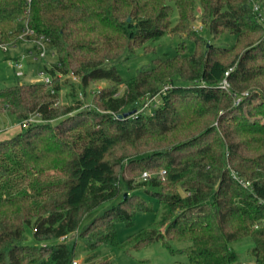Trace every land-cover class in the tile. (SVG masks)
I'll list each match as a JSON object with an SVG mask.
<instances>
[{
  "label": "trees",
  "instance_id": "1",
  "mask_svg": "<svg viewBox=\"0 0 264 264\" xmlns=\"http://www.w3.org/2000/svg\"><path fill=\"white\" fill-rule=\"evenodd\" d=\"M253 2L264 9V0H0V42L41 35L57 58L44 65L49 83L0 88V112L19 122L30 113L40 118L0 140V264H72L76 252L66 237L74 231L84 251L184 241L185 264H235L234 246L249 241L250 264H264V19ZM196 4L210 35L231 34L232 45L192 33ZM24 24L34 35L22 36ZM164 34L186 35L192 52L184 53L182 41L172 57L154 58L151 67L122 79L117 64ZM69 72L80 75L82 89L106 80L125 90L103 87L93 108H82L79 99L58 105L57 74ZM153 95L158 104L148 111L134 105ZM147 139L160 148L130 163L153 174L147 179L160 188L155 197L163 210L153 227L119 241L115 223L129 226L136 211L149 209L126 205L110 152L117 144L146 146ZM112 199L118 202L80 227L87 213ZM25 226L35 243H26Z\"/></svg>",
  "mask_w": 264,
  "mask_h": 264
},
{
  "label": "rangeland",
  "instance_id": "2",
  "mask_svg": "<svg viewBox=\"0 0 264 264\" xmlns=\"http://www.w3.org/2000/svg\"><path fill=\"white\" fill-rule=\"evenodd\" d=\"M200 7L196 4L195 7V20L191 21L190 29L192 33L198 37H204L208 43L217 42L218 44L224 46H230L234 42V36L228 33L221 35L218 39H214L207 28L202 24L200 20ZM262 20L264 19V9L261 10ZM171 21L172 24L175 23L177 12L173 7L171 12ZM19 25H22V22H18ZM186 44L187 50L184 52L186 55L192 52L193 42L191 39H188L186 35L181 34L179 36H171L164 34L160 37L147 40L143 47H139L135 50L134 56L127 61H122V63L117 64V70L121 75L122 79H128L135 75L136 70L139 68H149L153 65L154 58L165 59L167 57H172L175 53V47L181 42ZM17 49L16 52L22 62L24 63L25 73L31 75V79L37 78V72L42 69L45 65L51 66L53 61H57L54 48L50 43H47V55L44 59H35L33 55H29L27 50L32 48V44L27 41L21 43H16ZM15 44V45H16ZM12 46V45H10ZM10 46L6 51L0 50V88L10 86L13 84H18L21 82H26L24 80L30 79V77L20 78L18 80L15 78L12 68L7 64L6 60L10 58L11 50ZM56 63V62H55ZM28 75V76H29ZM177 78V76H174ZM60 89L57 92L58 95V105H74L75 101L79 99V92H83V98L79 99L83 107L93 108L94 97L97 95L103 87L116 88L119 94L123 93L125 90L124 84L115 85L114 83L108 82L106 80H96L90 81L82 89L80 84L72 86L69 84L68 80L60 81ZM73 89V90H72ZM83 90V91H82ZM158 104V99L156 95L147 96L140 98L134 105H137L139 110L148 111L149 108ZM248 116L254 120L262 121V118H259L251 113L247 112ZM28 118L31 119H40L37 113H30ZM61 116L49 121L51 125H54L56 121L60 120ZM18 120L14 115L8 111L0 112V127L2 129L9 128L13 123H17ZM21 127L22 124H21ZM16 134V133H15ZM14 134V135H15ZM13 136V135H12ZM11 136V137H12ZM10 136L4 137L2 140L11 138ZM148 144L143 145L142 141L137 143H132L124 146L122 144H117L113 147L110 152V159L114 165L115 171L120 178V190L124 192V195L127 196L126 205L135 207L136 205H147L148 211H136L132 217V224L127 226L123 221H117L115 223V230L117 239L119 241L125 240L129 235L135 234L145 228L153 227L158 219L161 216L163 207L158 203V200L155 197V193L159 192L160 188L153 186L149 179L143 180L141 178V167H135L134 164L130 163V160L134 158H139L143 151L160 148L159 145L154 144L152 139H147ZM150 143V145H149ZM141 170V171H140ZM156 172V171H154ZM46 173L53 174L54 170H47ZM131 179L130 188H126L124 181ZM161 181L164 178L159 179ZM181 191V190H180ZM118 199H112L101 203L95 209L91 210L83 218L80 227L91 220L93 216L101 212L105 207L112 206L116 204ZM158 230L163 233L165 225L157 226ZM25 236L26 243L33 244L35 239L32 234V230L29 226H25ZM66 240L69 244L73 243L75 248L76 257L75 259L79 263L84 264H98L103 259H110L109 264H185L186 257L181 251L185 246L188 245L187 242L179 240H169L167 246L162 240L157 239L154 242L150 243L147 246L132 249L127 247L124 251L119 250L114 247H99L98 249L84 251V241L80 238L77 231L72 232L66 237ZM251 246V242L245 241L234 246L235 250L238 253V258L235 264H250L253 258L248 253V248ZM171 249L174 251L172 252ZM89 256V260L85 261V258Z\"/></svg>",
  "mask_w": 264,
  "mask_h": 264
},
{
  "label": "built area",
  "instance_id": "3",
  "mask_svg": "<svg viewBox=\"0 0 264 264\" xmlns=\"http://www.w3.org/2000/svg\"><path fill=\"white\" fill-rule=\"evenodd\" d=\"M252 7L253 10L255 12L258 13L260 20H262V15H261V11L259 8V5L255 2L252 3ZM23 35H27V36H32L34 35V31L29 29L25 24L22 26V36ZM29 43L32 44V48L30 51V54L33 55V58L35 59H44L47 55V43H50L49 40L44 37V36H36V37H31V39L29 41H27ZM10 45L7 43H3L0 42V50L2 51H6L8 49ZM7 64L12 68L13 74L16 78H22L26 75L25 71H24V63L22 62L21 58H9L8 60H6ZM47 67H50L49 65ZM37 78L33 79L31 82H42V83H49L52 80V76L51 74L46 70L45 67H43L42 69H40L37 72ZM57 76L59 77L60 81L61 78H63V80H68L70 85H74L76 86L77 84H80L81 81V77L79 74H75L72 72L66 73V74H61L58 73ZM229 83L224 79L221 83V88L226 89L228 88ZM54 90L51 89V92H53ZM83 98V93L79 92V99ZM238 101V99H237ZM236 101V102H237ZM40 119L36 120V119H31V118H27L24 119L20 122V124L25 125L29 122L32 121H39ZM164 174H165V170H160L157 175L159 177V179L164 178ZM153 174L148 173L147 171H144L141 174V178L143 180L147 179L149 176H152ZM72 264H80L78 260L74 259L72 261Z\"/></svg>",
  "mask_w": 264,
  "mask_h": 264
},
{
  "label": "crops",
  "instance_id": "4",
  "mask_svg": "<svg viewBox=\"0 0 264 264\" xmlns=\"http://www.w3.org/2000/svg\"><path fill=\"white\" fill-rule=\"evenodd\" d=\"M29 43V42H28ZM17 45L18 44H14V45H12V46H10V49L9 50H11V55H10V58H18V57H20L16 52H14V51H16V49H17ZM28 48V50H27V53L30 55V51H31V48H29V47H27ZM32 55V54H31ZM56 62V61H55ZM54 61H53V63H55ZM29 74L27 73L24 77H22V79L23 78H25V77H30V79H27V80H24V81H26V82H31L33 79H31V75H29ZM16 78V77H15ZM17 80L16 81H18L20 78H16ZM22 79H20V80H22ZM22 83V82H21ZM21 124H20V122L18 121L17 123H13L9 128H4V129H2L1 127H0V140H2L4 137H8V136H12V135H14L15 133H17V132H19L20 130H21Z\"/></svg>",
  "mask_w": 264,
  "mask_h": 264
}]
</instances>
